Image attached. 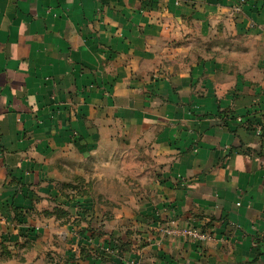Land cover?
Here are the masks:
<instances>
[{
  "label": "crops",
  "instance_id": "0c3cea01",
  "mask_svg": "<svg viewBox=\"0 0 264 264\" xmlns=\"http://www.w3.org/2000/svg\"><path fill=\"white\" fill-rule=\"evenodd\" d=\"M263 133L264 0H0V264H264Z\"/></svg>",
  "mask_w": 264,
  "mask_h": 264
},
{
  "label": "rangeland",
  "instance_id": "374dc122",
  "mask_svg": "<svg viewBox=\"0 0 264 264\" xmlns=\"http://www.w3.org/2000/svg\"><path fill=\"white\" fill-rule=\"evenodd\" d=\"M212 24H214V26ZM217 24H218V28H216L215 23H211V22H208V23L202 22L201 23L200 21H194L193 20V21H191V25L184 29V30H186V33L190 34V36H191L186 40L187 42H189L190 48L194 47L193 46L194 44H197L202 49V52L204 53V55L198 56L199 58H206V56H209V50L211 48L212 41L214 43H216L217 40H219V39H214V38H216L217 35H220L223 28H226V26H227L223 19H221V23H217ZM212 37H213V39H212ZM220 43H222V42H220ZM215 45H217V44H215ZM190 59L194 60L193 55L190 56ZM75 179H76V181H75V183H72V185L78 191H81L84 188L83 186L88 185V183L84 184L82 182V179H83L82 176L76 175ZM96 185H97L96 183L95 184H89L90 189ZM102 185H104V184H102ZM112 188H114V187L112 186ZM105 201H110V200H103V203Z\"/></svg>",
  "mask_w": 264,
  "mask_h": 264
},
{
  "label": "built area",
  "instance_id": "2783aa9c",
  "mask_svg": "<svg viewBox=\"0 0 264 264\" xmlns=\"http://www.w3.org/2000/svg\"><path fill=\"white\" fill-rule=\"evenodd\" d=\"M258 132L261 133V130H258ZM160 231L163 232V234L165 235H169L173 238H179L183 240L206 242L212 240L213 238V234L210 231L201 229L191 222L179 225L175 221V219L163 222L160 227ZM105 247L108 250L110 249L109 246Z\"/></svg>",
  "mask_w": 264,
  "mask_h": 264
},
{
  "label": "trees",
  "instance_id": "16d2710c",
  "mask_svg": "<svg viewBox=\"0 0 264 264\" xmlns=\"http://www.w3.org/2000/svg\"><path fill=\"white\" fill-rule=\"evenodd\" d=\"M75 202H76V204L78 203V205L80 204V200H79V199H75ZM94 233H95L97 236H101L102 234H104V232H103V231H100L99 229L96 230ZM92 235H93V234H92ZM108 239H109V238H108ZM104 243H105L106 246H109L110 249H113V248H112V240H111V239H109V240H104Z\"/></svg>",
  "mask_w": 264,
  "mask_h": 264
}]
</instances>
